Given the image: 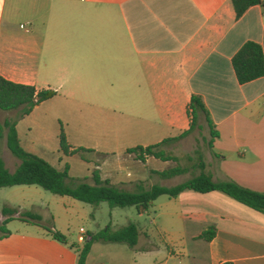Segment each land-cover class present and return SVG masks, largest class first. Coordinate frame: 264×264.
Here are the masks:
<instances>
[{"label": "crops", "instance_id": "crops-1", "mask_svg": "<svg viewBox=\"0 0 264 264\" xmlns=\"http://www.w3.org/2000/svg\"><path fill=\"white\" fill-rule=\"evenodd\" d=\"M248 40L264 55L261 5L236 19L231 0H0V75L55 92L16 123L26 151L45 158L31 127L21 137L20 124L31 119L46 139L62 127L70 150H92L110 164L108 155L187 131L196 95L217 132V155L210 151L205 171L215 181L264 193V75L240 84L231 64ZM197 110L209 134L206 115ZM147 157L129 161L147 167L160 160ZM95 167L101 179L124 184L110 179L112 168ZM162 170L150 168L147 176ZM141 175L128 183L141 185ZM151 207L152 219L136 223L135 246L95 241L85 264H264L263 212L220 191L161 195ZM14 214L0 215V224H10ZM211 226L214 235L204 240L200 234ZM47 232L21 241L28 254L45 264H76L78 254ZM10 237L0 233V264H12L3 252Z\"/></svg>", "mask_w": 264, "mask_h": 264}, {"label": "trees", "instance_id": "trees-1", "mask_svg": "<svg viewBox=\"0 0 264 264\" xmlns=\"http://www.w3.org/2000/svg\"><path fill=\"white\" fill-rule=\"evenodd\" d=\"M235 12V18L239 19L245 11L253 5H261L264 8V0H231ZM231 64L240 84L252 81L264 75V55L260 44L252 40L245 41L236 51L231 59ZM55 95L51 90L37 91L34 86L15 83L5 79L0 75V109L18 110V114L10 119L7 118L0 124V138L5 136V143L10 153L19 160L13 171H9L0 157V187H10L15 185H36L52 194L60 196H69L78 201L96 205L100 202H107L113 207L134 206L138 213H143L149 209L153 201L161 196L176 197L184 190H193L199 193L210 191H220L234 200L264 213V193L244 187L233 180L215 181L212 175L205 171L206 164L201 158H197L199 173L189 179L176 185L167 187L161 185H152L144 189L142 185L137 184L135 191H129L111 183L108 179H101L99 170L91 171L89 181H80L75 184L69 183V167L66 164L63 170H58L42 157L26 151L20 144L16 123L19 119L28 115L35 106L41 102L52 98ZM191 108V125L187 131L172 138H167L161 142L148 146H135L128 148L126 153L134 154L136 159L145 160V156H152L160 160H169L160 147L166 143L177 141L190 133L193 129L195 109H200L206 115V122L209 126L210 138L206 140L209 149L213 152V138L217 136L214 131L213 123L209 118L199 96L192 95L189 103ZM5 129V133L3 132ZM59 150L63 155H72L79 151H86L85 148H76L70 150L62 127L58 135ZM186 171L184 167H172L162 171H154L162 178H169L182 174ZM4 215L12 214L7 208L2 210ZM31 217L37 218L36 215ZM6 223L4 220L3 224ZM51 238L61 244L66 245V237L56 229H48ZM139 230L136 223L129 222L125 226L111 230L109 226L96 233L89 234L81 247H77L76 264H85L87 254L91 245L95 241L103 242H122L129 247L137 243ZM214 235V227H208L200 237L204 240H210ZM1 239V238H0Z\"/></svg>", "mask_w": 264, "mask_h": 264}, {"label": "rangeland", "instance_id": "rangeland-1", "mask_svg": "<svg viewBox=\"0 0 264 264\" xmlns=\"http://www.w3.org/2000/svg\"><path fill=\"white\" fill-rule=\"evenodd\" d=\"M17 114L18 110L6 111L0 109V124L7 118H14ZM194 114L196 120L194 121L193 130L187 137L160 147L166 156L175 158V160L169 159L165 161L166 163L160 160L154 162L151 160L147 167L143 166L141 162L129 161V158H135V156L126 152L108 155V157L112 158L110 164H103L102 161L96 160V158L107 157L93 154L92 150L79 151L71 156L64 157L63 153L59 152L58 154L57 152L59 149L58 137L55 138L46 132V135L49 136L46 139L43 132L31 119L23 121L19 130L21 137H23L27 127H31L32 131L29 135L33 138L36 147L43 146L44 150L42 153L45 155L43 159L53 167L63 170L65 165H68L69 183L75 184L80 181H89L90 172L93 169L99 170L95 167V165H98L102 168L101 172H104L108 167L112 168L115 172V177L110 176V179L115 182H124V184L117 185L118 187L135 191L137 183L128 182L135 180L140 174H142L141 176H146L141 184L144 189H148L152 185L170 187L199 173V160L197 158L202 160L213 158L211 150L206 143L209 134L205 120L199 115L197 109H195ZM51 128L52 126L50 125L45 126V129H48L49 132L53 131ZM56 131L57 129L52 134L55 135ZM3 132L5 133V129ZM100 152L102 154L106 153L105 150ZM59 156L60 158H58ZM0 157L9 171H13L19 163V160L7 149L4 136L0 138ZM147 158L154 157L148 156ZM176 166L184 167L186 171L169 178H162L159 175L156 177L155 175L147 176L150 168L169 169ZM4 208L13 213L15 211L10 224H0V233L8 231L11 234L8 244L4 245L3 252L10 254V256L5 257H8L12 264H45L42 258L39 259L37 256L29 255L27 245L21 242L25 238L36 237L41 230L44 233L48 229L60 231L66 237L67 250L73 255L77 253V247H81L84 243V241H78L80 228L85 230V240L88 238V236L86 237L88 233H96L107 226L111 230L125 226L129 222L139 223V225L143 226V224H147L152 219L155 210L154 207L150 206L148 209L149 213L145 214V212L138 213L134 206L111 208L107 202L93 205L69 196L52 194L36 185L0 187V215H4L2 213ZM33 215H36L37 218L31 217ZM32 224L39 226H33ZM21 248L25 251L24 254L21 252ZM55 255L61 256L58 252Z\"/></svg>", "mask_w": 264, "mask_h": 264}, {"label": "built area", "instance_id": "built-area-1", "mask_svg": "<svg viewBox=\"0 0 264 264\" xmlns=\"http://www.w3.org/2000/svg\"><path fill=\"white\" fill-rule=\"evenodd\" d=\"M84 234H85V230L83 228H80L78 234V241H84L85 238Z\"/></svg>", "mask_w": 264, "mask_h": 264}]
</instances>
